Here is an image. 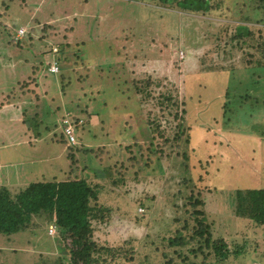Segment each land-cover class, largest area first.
I'll list each match as a JSON object with an SVG mask.
<instances>
[{
	"label": "rangeland",
	"instance_id": "obj_1",
	"mask_svg": "<svg viewBox=\"0 0 264 264\" xmlns=\"http://www.w3.org/2000/svg\"><path fill=\"white\" fill-rule=\"evenodd\" d=\"M126 1L0 0L1 68L7 67L12 73L9 76L16 81L20 79V84L13 94L22 89L21 76L24 73L30 75L32 72L30 67L35 63L30 61L32 56L43 61L45 66L58 60L59 68L61 60L67 59L69 65L65 66L64 73L73 72L71 76L75 82L78 81L77 87L81 88H72L64 93L60 90L58 78H55V89L51 88L52 90H47V93L45 89L48 88V83L40 81L43 91L40 97L46 95L45 99L51 109L49 112L43 110L41 119L37 121L36 130L43 137L44 144L49 146V137L46 134L49 132L51 135L49 130L53 128L55 131L54 127L61 124V116L66 110V104L79 99L76 95L71 100V96L78 93L85 99L101 96L107 84L99 79L97 84L99 82L101 86L94 85L93 81L97 76L105 74L104 71H96L97 67L100 68L108 62L115 66L123 62V58L119 56L111 60L106 55L105 48L108 46L106 40L112 35L117 36L110 42L113 49L120 50L123 48L122 45H126L128 49H121V52L128 54L130 58L126 68L112 67L113 73L123 76L129 84L136 78L137 71L149 75H167V87L163 89L162 94L166 93L167 88H175L178 103L181 104L179 108L168 109L166 114L171 111L170 118H167L154 102L144 106V112L150 113V119L154 117L157 119L158 133L154 134L150 132L153 119L148 120L145 114H139L141 119L139 122L134 120L133 113L121 116V112H117L109 116L105 112L99 113L101 109L97 110L101 115L100 118L106 122V127L104 131L97 130L96 134L104 138L89 139L86 130L93 122L88 124L89 127L86 125L82 129L77 128L74 134L76 142L71 145L82 147L81 155L76 161H79L78 166H74L76 162L69 157L67 151L65 158L57 163L58 168H55L52 167L53 163L55 165L54 161H51V164L48 163L49 161H44L50 160L48 158L51 148H48L49 153L43 156L39 151L28 148L23 137L25 127L31 122L28 114L31 116V109H35L33 101L38 103L39 100L33 99V95L30 96L26 91L22 93L28 94L18 99L22 102L7 105L6 101L14 99L15 95L6 94V84H1L3 89H0V186H4L10 192H16L31 182L43 179L50 181L55 176L59 180L68 176L84 178L92 185L101 186L100 200L95 206L110 207L111 215L102 225H96L93 237L111 252L121 256L127 253V258L132 255L131 261L117 256L113 264H140L139 262L144 259L151 264L163 263L162 247L166 245L165 239L172 237L178 230L182 234L191 233L190 229L197 226V223L190 218L195 209L204 212L206 218L204 224L211 230L214 239H224L230 250L239 248L244 251L238 259L230 257L220 262L221 264H264V226H257L248 219L238 218L233 209V198L237 187L244 189L264 183V152L261 151L264 148V138L260 143L262 148L258 147L249 156L250 161L245 167L241 165L242 168H246L244 171L236 163L237 159L232 150L239 145L243 146L241 144L243 134L255 139L257 136V138L264 136V73L259 75V73L247 72L253 66H264V0H210L213 11L207 16L172 12L174 8H170L172 10L162 8L158 6L156 0H145L146 4L137 1L133 2L138 5L139 17L136 21H133L134 13H132L133 17L130 16L132 9L129 7L132 3ZM124 18L132 20L124 23L130 41L122 44L121 39L126 35L123 36L124 34L118 32L119 24ZM14 23H17V28L25 27L28 34L37 27L39 35L31 32L27 36L32 37L25 40L27 42H24L27 36L19 42L17 39L12 40L11 36L16 29L13 27ZM44 25L55 26L53 38L50 37L43 47L38 39L44 33L42 30ZM114 25L116 29L113 31L111 27ZM140 27L143 34L140 32ZM239 27H246L250 35L241 37L239 42L242 44L236 45L234 37ZM132 37L134 41L131 40ZM138 38L152 43L151 50L160 52L157 56L163 60L162 64L153 62V65L140 67L149 57L137 53L138 49L142 51L140 47L136 48V44L140 46ZM83 42H85L84 46L78 48L77 45ZM64 43L76 45L78 55H72L69 48L67 53L59 58L60 52L57 55L60 50L59 45ZM3 45L9 48L5 49ZM32 45L33 47L29 48ZM182 46L186 48L194 46L200 54L201 50H205L208 58L184 60L185 51ZM49 47L52 49L50 52ZM141 47L146 53L147 48ZM50 53H55L56 56ZM132 57H138L140 60H134ZM11 59L12 62L7 63ZM135 63V67L128 71V65ZM204 65H211L210 72L214 73L212 75L216 76L218 81L216 78L204 77L202 72ZM77 70L78 72L74 73ZM33 75L28 78L30 80L28 89L35 91L36 84L31 83ZM111 75L112 72L108 74L109 77ZM250 76L253 80H257V83L253 86L248 85L247 88L241 86L240 84L247 83L246 80ZM10 82L8 80L7 84ZM153 89L151 86L149 91ZM158 91H154L152 96H157ZM121 107V104L114 106L115 109ZM23 110L28 111L24 117H22ZM104 110L110 111L108 107H104ZM175 113L179 115L176 119L173 118ZM179 123L181 127L178 126ZM32 126L34 127L33 123ZM54 133L59 134L57 130ZM159 133L163 140L179 145L175 154L177 157L173 154L167 162L162 159L159 163L161 170L154 165L144 170L142 175L144 181L141 185H137L134 181L128 183V188L117 189L113 183L119 181L116 180L118 178L116 169L122 163L118 152L123 153L125 157L123 159L126 160L129 153L124 147L130 145L128 147L132 148L131 145H134L132 152H135L142 165L141 168H144L142 159L147 157L148 152L155 150L152 139L153 135L158 138ZM80 135L82 138L79 137ZM207 136L212 138L207 140ZM204 142L212 143L211 148L196 147L197 144ZM192 147L196 150L197 156L191 152ZM11 148H16V151ZM89 148L93 149V153H89ZM184 153L188 156V162L184 161L187 165V173L182 166ZM21 158L25 163L19 162ZM30 159L32 164L30 161L26 162ZM63 163L64 166L61 165ZM65 165L67 171L63 175L66 176L62 178L59 168ZM136 169L132 168L129 171L133 173ZM227 169L229 171L225 172ZM94 171L98 176L91 173ZM28 173L31 174L27 177ZM131 177L132 175L128 179ZM132 188L135 191H132ZM195 202H198L196 207L193 206ZM176 218L179 220L176 221ZM186 224L189 228L184 230ZM49 226L50 224L44 223L39 227L40 229L38 228L40 239L43 241L46 239V244L38 238L34 240L31 238L26 244L17 248L26 256L17 254L13 257V252H7L9 249L0 241V249L7 252L0 254V264H12L13 258L18 262L17 264H31L26 261L27 258L31 261L33 256L37 259L38 255L57 254V242L54 237L53 239L50 237L55 232L53 228L52 232H49ZM195 260L196 264L202 262L220 264L212 251L206 259L198 256Z\"/></svg>",
	"mask_w": 264,
	"mask_h": 264
},
{
	"label": "trees",
	"instance_id": "obj_2",
	"mask_svg": "<svg viewBox=\"0 0 264 264\" xmlns=\"http://www.w3.org/2000/svg\"><path fill=\"white\" fill-rule=\"evenodd\" d=\"M137 1L146 4L145 0H129V2L132 3V5H130L129 7L132 9V11L130 12V16L133 17L132 13L135 14V16L133 17V21H136L139 17L137 9L138 5L136 3H133ZM156 1H158V6L166 9L174 8L172 12L176 13H178L179 11L182 13L207 16L213 11L210 0ZM131 20L132 19L130 18H124V21L119 24L120 31L118 33L121 35L124 34L123 36L126 35L125 38L121 39L122 44L130 41V38L127 37V33L125 31H128V29L125 28L124 23H129ZM54 26L55 25H44V27L42 28L44 33L43 35H40L41 37L38 39V41L40 44H42L43 47L50 37L53 38ZM13 27H15L16 29H14L15 33H13L11 37L12 40L17 39V42L22 41V39H24V37L29 35L31 32H33L34 35H39L37 32V27L31 30L29 34L25 27L17 28V23H14ZM114 27L115 25L111 27V30L116 29ZM20 29L23 30V33L21 36H17ZM140 32L141 34H143L141 27ZM249 35L250 31L246 27H239L238 32L234 37V41L236 40L235 44H242V42H239L241 37H249ZM31 37L32 36H27L24 39V42H27L25 40L29 38L31 39ZM116 37L117 36L112 35L110 39L106 40V46L108 44V46L106 47L107 49L105 48V51L107 50L106 55H108L111 60H113L114 57L117 58L116 56H119L123 58V62H120V64L118 65L116 64V66L108 62V64L101 66L100 68L97 67L96 71H104L105 74H103L102 76H97L96 80L93 79V83L95 86H101L99 82L97 84V81L99 79H102V83L107 84L105 90H102L103 93L101 94V96L92 98H81L82 95L80 93L71 96V100H73V97H76V95H78L79 99L66 104V110H64L63 115L61 116L62 122L60 125H58L57 131L59 132V134L58 136L56 135L57 142H59V145H63L64 143L67 144L69 152L68 155L75 162L81 155L80 151H82V147H77V145L69 144L68 139L66 138L65 129L70 128L75 134L77 128L81 127L80 129H82L86 125L89 127L88 124L93 122L92 124H90L91 127L86 130L89 135V139L92 138L93 140H97L104 138L96 134L97 130L104 131L106 127V122L100 118L101 115L98 114L97 110L101 109L99 113L105 112L106 114H109V116L115 115L117 112H121V116L133 113L132 116L134 120L139 122H141V119H139V114H145L148 120L153 119L152 130L150 132L154 134L158 133V129L156 126L157 119L156 117L150 119V113L146 114L144 112V106L150 104L151 102H154L160 107L161 112H164L166 114L169 108H179V106L181 105L178 103V96L176 95L175 88H167L166 93L162 94L163 89L167 87V75H149V73L137 71L136 78L132 79L131 83L129 84L127 81H125L123 76H118L116 75V73H113L114 71L112 70V67H114L113 69H117L120 67L122 68V66L126 68L127 62L130 61L129 55L123 54L121 52V49H128L126 45H122L123 48H121L120 50L118 48L113 49V47L111 46V40ZM131 40L134 41V38L132 37ZM137 41L140 46L136 44V48L140 47V49H142V51L138 49L137 53L149 57L147 61L144 58L146 62H142L143 60H141L142 64L140 65V67L153 65V62H157L158 65L162 64L163 60L157 56V54H160V52L156 53L155 51L151 50L153 48L151 42L144 41L140 38H138ZM4 42L5 39L3 40V43ZM65 44L66 43L59 45L60 50L57 52V55L60 52V54L58 55L59 58L62 57L64 53H67V50L69 48H71L72 55H78L76 45L74 46ZM84 44L85 42L77 46L79 48L84 46ZM141 46L147 48L146 53L144 52V48ZM194 46H191L190 48L182 46L185 51L184 60H200L208 58L205 54V50L200 49L202 51L200 54L195 50ZM3 47L5 49H7V47L9 48V46L6 45H3ZM18 47L19 45L17 46V48ZM32 47L33 45L29 46V48ZM34 48L36 49V47ZM50 50L52 49L49 47V52ZM133 51L136 52L135 50ZM50 55L56 56L55 53H50ZM133 59L140 60L138 57H134ZM30 61L35 62L34 65L30 67V69L32 68L31 73L36 75H33L31 73L30 75L29 73H24L23 76H21L22 89L16 91L15 94L13 93L15 92V90H17V87L20 84V79L17 81L16 79H13L12 76H9L12 74L10 72V69H8L7 67H5L4 69L1 68L2 64H0V89H3V87H1V84L4 85L5 83L7 87L6 94L10 96L15 95L14 99L10 97L12 100L6 101L7 105L13 102L15 104L22 102V100L18 99L28 93L30 96L33 95V99L39 100L38 103L33 101L35 109H31V116H29L28 114L31 122L28 123L23 132L24 140L27 141L28 145L33 146L35 142L42 141V143H44L43 137L40 135V132L36 130L38 126L37 121L41 119L43 110H48V112L51 110L48 102L45 99L46 95L43 94L42 98L40 97V93L43 92L40 83L47 82L48 88H46L45 90H52L51 88L55 89L56 86L54 79L58 78V84L61 87L60 90L64 93L68 90H71L72 88H79L77 87L79 83H77L78 81L75 82L72 78L71 75L73 74V72L64 73L65 66L69 65V61L65 58L61 60V63H59L61 64L60 68L57 63L58 60L53 64H49V66H45L43 61L34 59L33 56L31 57ZM11 62L12 59L7 63ZM82 64L83 63L81 62V65ZM53 65L58 67L59 69L56 73L50 71V68ZM135 65L136 63L134 65H128V71L131 68H134ZM5 70L7 72H5ZM164 71H166V68L164 69ZM210 71H212L211 65H204V69L202 70V72L204 73V77L209 76L210 78L215 79L216 76L212 75L214 73H211ZM77 72L78 70L74 73ZM111 72L112 75L111 77H109L108 74H111ZM247 72H252L255 74L259 73V75H263L262 73H264V66H253L252 68H249ZM31 75H33V82L31 83L36 84L35 91L28 89V81H30L28 78ZM8 80H10L11 82L7 84ZM47 80H49V82ZM152 80L153 82H151ZM246 82V84L242 83L240 85L247 88L248 85L253 86L255 83H257V80H253V78L250 76V78H248ZM169 85L170 83L168 84V87ZM171 85L173 86L174 84ZM127 86H130V88ZM151 86L154 88L153 91H149V88ZM158 89H160V91H158ZM26 91L28 93H22ZM97 91L100 92L99 90ZM154 91H158L156 92L158 94L157 96L153 97L152 93ZM69 95L71 94H68V96ZM116 104H121L122 107L115 109L114 106ZM104 107H108L110 111L106 112L104 110ZM26 112L28 111L25 110L24 116L26 115ZM47 113H44V115H47ZM166 116L167 118H170L171 111L166 114ZM178 116V113H175L173 118L176 119L178 118ZM32 123L34 124V127L32 126ZM178 126L181 127L180 123L178 124ZM46 136L49 137L50 143L52 135L47 132ZM158 136L159 137L157 138L156 135H153L152 139V143H155V150L151 151V153L148 152L147 157L145 159H142L144 160V168H141L142 165L139 162L137 155L135 154V152H132V150H134L135 148L134 145H131L132 148L128 147L130 145L124 147L125 150L129 153V155L126 156V160L123 159L125 158L123 157V153L118 152L119 156L122 159V163L116 169V176L118 175V178L116 177V180L119 181L113 183L114 186H117V189L120 187L128 188V183L134 181L137 185H141L144 181V178L142 177L144 170L151 168L152 165L157 166L161 170V164H159L161 160L164 159L167 162L172 158L173 154H176L179 145L177 146L174 145L173 142L163 140L160 136V133L158 134ZM255 136H257V134ZM79 137L82 138L81 135ZM257 137L255 139L247 136L246 134H243V136L241 137V144H243V146L239 145L237 147L236 143L235 144L237 148L233 146V155L234 157H236V163L240 165V168L247 165V163L250 161L249 156L253 154V152H255L258 147L262 148V146H260V143L264 136H259V138ZM211 138V136H207V140ZM211 144H207L206 142H204L201 144H197L196 147L201 148L205 146L211 148ZM49 146L51 148V143L49 144ZM228 146L231 147L230 144ZM30 148L33 149V147ZM89 150V153H93L92 148H89ZM261 151L264 152V148H262ZM45 152L47 151L41 150L39 154L44 156ZM191 152L194 153L195 156H197L195 154L196 150L193 147L191 148ZM141 155L143 157L142 153ZM175 157L177 156L175 155ZM182 159L183 162L185 160L188 162V156L185 153L182 155ZM183 162L182 166L185 167V171L187 173L188 170L186 169V162ZM78 163L79 161L76 162L74 166H78ZM132 168L137 169L135 170V172L131 173L129 170ZM245 169L246 168H242L243 171ZM227 171L229 170L227 169L225 172ZM91 173H94L96 174V176H98V173H96L95 171ZM130 175H132V177L128 179ZM65 176L66 175H64V178ZM57 179L58 177L53 178L50 181L43 179L38 182H31L27 184V186L17 190L16 192H10L4 186H0V241L3 243L2 245L5 248L9 249V251L7 252H13V257L17 254L26 256L25 254L20 253L19 249L17 248L20 245L26 244L31 238L32 240L38 238L40 241H43L42 239H40L38 228L41 227L42 224L46 223L50 224V226H53L55 230V234L53 236H50L49 234L48 235L52 239L54 237V240L57 242V254L54 253V255L49 256L38 255L37 259H35V257L33 256L31 261L27 258V262L31 264H34V262L35 264H113L112 262L115 261L117 256H121V254L111 252L108 247L99 244V242L96 241L93 237V230L96 225H102L107 217L109 218L111 215L110 207H104L102 205H99L97 207L95 206L100 200L102 187L92 185L89 180H85L84 178L79 179L76 177L68 176V178L66 177L65 179L60 178L59 181ZM131 190L135 191L134 188H132ZM196 203L198 202H195V204H193L194 207H196ZM233 203V209L235 215L238 218L245 220L248 219L257 226H264V183L255 187H246L244 189H240L239 187H237L235 196L233 198ZM136 209L137 207H135V210ZM204 215L205 214L203 211H198L195 209L191 213L190 218H192L194 222L197 223V226L190 229L191 233L182 234L181 231L178 230L172 237L165 239L166 245L162 247L163 253L161 250L164 262L159 264H196L195 259L198 256H202L203 259H206L210 256L211 251L216 256L217 262L220 263L224 262L230 257L238 259V256L244 253V251L239 250V248L230 250L227 243L222 238L214 239V237L211 235V230L208 229V226L206 224H204V222L206 221ZM175 220L178 221L179 219L176 218ZM183 228L184 230H187L189 228L188 224H186ZM43 243L46 244L47 240L45 239ZM7 252L0 249V254H4ZM127 256L128 254L124 253L121 257L125 258L126 261H131L132 255H130L129 258H127ZM11 263L17 264L18 262H15V259L13 258ZM139 263L151 264L145 259L143 261H140ZM204 263L205 262H202V264Z\"/></svg>",
	"mask_w": 264,
	"mask_h": 264
},
{
	"label": "crops",
	"instance_id": "obj_3",
	"mask_svg": "<svg viewBox=\"0 0 264 264\" xmlns=\"http://www.w3.org/2000/svg\"><path fill=\"white\" fill-rule=\"evenodd\" d=\"M17 104V103H16ZM14 107H16L17 109L18 108H20L19 106H14ZM24 112H25V110H23ZM22 117H24V115L22 116ZM21 119V118H20ZM58 119H59V117H58ZM59 125V124H58ZM58 125L56 126V127H54V130L56 131L57 129H58ZM52 134V136H51V151H49L50 152V156H49V158L48 159H50V160H47V159H45L44 161H46V162H48V163H50L51 164V161H54L55 162V165H54V163H53V166L52 167H55V168H58V165H57V163L58 162H61V160L63 159V158H65V154H66V152L68 151V148H67V144H63V145H59L58 143L59 142H57V138H56V133H54L55 131H53V128H51L50 130H49ZM58 136V135H57ZM26 142V144L28 145V143H27V141H25ZM27 147H33V150L35 149V150H37V151H39V153H40V151L41 150H44V151H47V149L48 148H50V146H47V145H45L44 143H42V141L41 142H35L34 144H33V146H30V145H28ZM11 149H14V151H16V148H11ZM31 149V148H30ZM48 151L47 152H45L44 153V156H46L48 153H49ZM0 159H1V156H0ZM64 160H66V159H64ZM27 161H30V163H31V159L30 160H27ZM26 161V162H27ZM20 163H25L24 162V160L21 158V160L19 161ZM66 163V162H65ZM65 163H63V164H61L62 166H64V164ZM32 164V163H31ZM27 165H29V164H26V166ZM66 165H65V167H60L59 168V170H60V174L62 175L61 177H64V175H63V173H65V171H67L66 169ZM31 173H28L27 174V177L30 175ZM42 175H44V174H42ZM41 175V176H42ZM34 177V176H33ZM53 178H56V176L55 177H53ZM52 178V179H53ZM58 180H59V178H58ZM25 185H26V183L25 182H23Z\"/></svg>",
	"mask_w": 264,
	"mask_h": 264
},
{
	"label": "built area",
	"instance_id": "obj_4",
	"mask_svg": "<svg viewBox=\"0 0 264 264\" xmlns=\"http://www.w3.org/2000/svg\"><path fill=\"white\" fill-rule=\"evenodd\" d=\"M22 33H23V30L20 29V30L18 31V35H17V36H21ZM50 71L53 72V73H54V72L56 73V72L58 71V69H57L56 66L53 65V66L50 68ZM65 134H66V138L68 139L69 144H74V143L76 142L73 130H71L70 128H67V129H65ZM52 228H53V226H52V227H51V226L49 227V232H52V231H51ZM53 230H54V228H53ZM54 232H55V230H54Z\"/></svg>",
	"mask_w": 264,
	"mask_h": 264
},
{
	"label": "clouds",
	"instance_id": "obj_5",
	"mask_svg": "<svg viewBox=\"0 0 264 264\" xmlns=\"http://www.w3.org/2000/svg\"><path fill=\"white\" fill-rule=\"evenodd\" d=\"M75 136V135H74ZM75 140H76V138H75ZM75 144V143H74Z\"/></svg>",
	"mask_w": 264,
	"mask_h": 264
}]
</instances>
